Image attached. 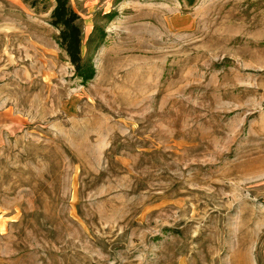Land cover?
I'll use <instances>...</instances> for the list:
<instances>
[{"label": "rangeland", "instance_id": "rangeland-1", "mask_svg": "<svg viewBox=\"0 0 264 264\" xmlns=\"http://www.w3.org/2000/svg\"><path fill=\"white\" fill-rule=\"evenodd\" d=\"M0 0V264H246L264 250V0Z\"/></svg>", "mask_w": 264, "mask_h": 264}, {"label": "trees", "instance_id": "trees-1", "mask_svg": "<svg viewBox=\"0 0 264 264\" xmlns=\"http://www.w3.org/2000/svg\"><path fill=\"white\" fill-rule=\"evenodd\" d=\"M50 25L59 30L57 37L59 46L74 67L76 76L83 84L91 81L95 76V69L91 62L85 63L82 60V31L79 25V16L70 7L68 0H55Z\"/></svg>", "mask_w": 264, "mask_h": 264}, {"label": "crops", "instance_id": "crops-1", "mask_svg": "<svg viewBox=\"0 0 264 264\" xmlns=\"http://www.w3.org/2000/svg\"><path fill=\"white\" fill-rule=\"evenodd\" d=\"M237 250H238V252L239 251H244L245 252L244 253L245 256H246L245 259L247 260L246 264H258V259H257V256H256L252 246H248L244 250L242 248H238ZM260 256H261L260 260H262V262H259V263L260 264H264V250L262 251Z\"/></svg>", "mask_w": 264, "mask_h": 264}]
</instances>
